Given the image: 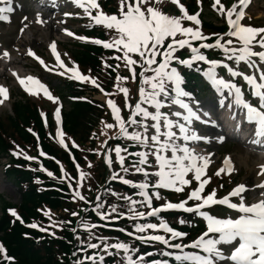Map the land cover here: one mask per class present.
Returning a JSON list of instances; mask_svg holds the SVG:
<instances>
[{
  "label": "snow or ice",
  "instance_id": "1",
  "mask_svg": "<svg viewBox=\"0 0 264 264\" xmlns=\"http://www.w3.org/2000/svg\"><path fill=\"white\" fill-rule=\"evenodd\" d=\"M199 2L200 0H197V3ZM219 2L220 0H215L213 7H216ZM246 2L247 0H240V11L236 10L235 4L227 9L223 5L220 6L219 11L226 17L228 30L225 33L212 34L215 38L212 42H207L209 36L203 34L199 27L201 24L198 19L199 13L189 14L180 0H172V3L178 6L180 15L163 14L149 6L150 0H120L118 15L105 14L97 0H71V3L83 9V14L89 17L90 25H102L106 30H115L118 34L112 40H100L87 36L76 38L82 41L91 40L92 43L102 44L105 49L115 48L118 53L122 52V56L116 55L114 58L124 61L133 80L137 78L136 69L139 68L138 99L134 104L129 102V89L117 85L118 91L124 96V107L130 114L127 119L123 118L121 109L114 100L108 99L107 105L111 109L115 124L105 123L104 127L118 129L110 139L130 141L141 150L129 152L127 147H122L119 143L114 147H108L107 140L101 143L100 148H107L104 161L109 168H112L115 162L120 166L122 173L127 174L132 171L142 174L143 178L135 181L112 171L108 179L119 180L123 185L135 189L134 194L127 195L105 189L106 193L111 191V195L123 203H106L98 193L95 206L91 210L102 221L121 218L132 221L134 231H127L123 227L119 231L126 232L140 244L153 248L157 243L163 245L162 249L155 252L140 253L137 247L128 242L118 240L112 243L103 235L94 236V230L98 225L81 217L78 220V227L87 232L88 240L85 241L81 236L75 235L77 229H72L75 239L80 244L78 251L84 253H87L89 249L94 251L92 255L85 254L74 264H104L106 256H119L122 264H223L225 261L229 264H264V199L247 205L243 194L248 189L244 184L237 185L221 198L216 197L215 189L202 195L210 179H202V177L205 176V170L211 163L209 157L212 154H201L199 144L194 143L193 146H189V142L209 143L213 138L211 134L199 132L196 123L217 126V120L214 118L217 103L220 108L227 106L231 118L236 121L234 127L237 130L241 129L242 124L254 126L252 143H264V68H261L264 64V27L245 26L242 23L243 5ZM0 5H2L0 20L7 21L9 17L6 13L13 11L12 0H0ZM185 21L192 22L194 26H186ZM64 31L69 36L74 35L67 29ZM256 46L261 51H255ZM50 47L58 68L48 69L49 71L55 70L61 76L71 73L69 79L91 82L100 87L94 78L81 74L75 64L68 67L57 53L55 42ZM185 50L189 55L181 58L180 53ZM208 51L219 52L223 58H209L206 54ZM27 54L44 65V61L31 50ZM4 56L7 57L8 53L5 52ZM254 57L258 58V61L253 59ZM241 62L252 70V74H245L239 70ZM181 69H195L214 90L217 100L207 107L197 100L192 92L186 90V79ZM222 73H226L227 77ZM13 75L16 74L13 73ZM237 78H242L248 86L251 97L258 100V104L245 99L244 91L235 82ZM17 79L29 94L35 95L42 91L49 100L58 99L36 77L17 76ZM127 79L129 77L116 76L117 81ZM100 90L104 91L103 88ZM0 97L7 99V90L3 86H0ZM2 102L3 100L0 99V103ZM166 106L170 108L175 106L178 110L170 113L162 111V108ZM59 113L60 108L57 107L55 110L57 124L60 119ZM237 113H239V120H237ZM149 120L152 122L150 125L147 123ZM149 128L152 130L150 136ZM56 137L64 146L63 133L59 127L56 129ZM215 139L223 141L224 137L216 136ZM113 152L115 161L110 155ZM169 152L170 156L167 155ZM13 154L21 155L22 153L14 152ZM39 155L46 154L41 151ZM126 156H134L137 160L125 166ZM150 157L155 158L156 171H148V168L152 166ZM25 159L36 158L25 154ZM89 167H91L90 164ZM76 168L80 179H84L86 174L80 171L78 164ZM41 170L47 171L42 165ZM232 170L229 157H225L223 166L217 170L216 175ZM261 171L264 172V165H261ZM61 173L63 180L67 175L63 167H61ZM47 175L53 177L50 171H47ZM153 177L156 178L155 182L151 179ZM192 180L196 181L197 186L188 192L185 199L172 202L162 197L161 189L181 193L185 186H191ZM69 187L73 186L69 184ZM258 187L264 188V182ZM261 195L264 196V193ZM235 197L239 198V203L231 201L230 198ZM76 198L81 201L86 199L79 191V183L73 191V199ZM161 199L164 200L163 204L153 205L154 200ZM189 201H196V203L189 206ZM216 205L225 206L240 214L236 218H221L206 210ZM124 208L126 211L122 210ZM141 208H146L147 211H140ZM9 211L16 219H21L15 210ZM168 211L191 214L194 218L202 219L205 222V231L188 244L175 242L186 238L188 233L173 227L172 223L161 215ZM44 214L49 216L47 211ZM71 215L78 214L72 212ZM146 218H153L157 222L146 221ZM49 219L51 220L50 216ZM21 223H23L22 220ZM65 223L68 222L51 221L49 227L61 228ZM175 223L198 227L183 216ZM29 227L39 228L40 231L49 230L36 223L30 224ZM51 234L55 235V233ZM93 238L98 243H93ZM221 245L235 246L230 253H225ZM0 254H5L4 259L7 261L14 259L6 255V249L2 245H0ZM153 255H158L160 258L147 259Z\"/></svg>",
  "mask_w": 264,
  "mask_h": 264
},
{
  "label": "rangeland",
  "instance_id": "2",
  "mask_svg": "<svg viewBox=\"0 0 264 264\" xmlns=\"http://www.w3.org/2000/svg\"><path fill=\"white\" fill-rule=\"evenodd\" d=\"M24 1V0H23ZM169 1L170 0H150L149 6L153 7L154 9L162 12L163 14H167L169 15L170 13L167 11L168 7H169ZM67 3L69 5H71V0H67ZM233 4H235L237 6V11H240L241 5H240V1L237 2V0H224L223 3H220L219 5H216V7L218 9H220V6L223 5L225 7V9L231 7ZM111 12H113L112 14H117L119 13L120 10V0H112L111 3ZM200 8H203L202 12H194L195 13H199L198 19L201 21L200 24V28L203 34L211 37L213 36L212 34L217 33L215 28H210V26L205 25L204 26V22L209 23V24H213L215 26L220 25L222 23H227L226 17L223 13H221L220 11L218 12H214L212 11V6L211 7H207V4L202 2ZM173 10V8H172ZM177 11H175V15L178 13V10L176 8ZM262 10H264V0H253V3L248 7L247 11H244V15L242 16V23L245 26H252V27H264V12H262ZM103 11V10H102ZM167 11V12H166ZM104 12V11H103ZM166 12V13H165ZM105 13V12H104ZM22 13H20L17 16V19L15 21V23L11 24V25H7L6 27H0V49L4 48V47H9L11 48L12 52L16 55V58L13 62H10L8 65L6 66H0V86H3L6 90H7V103L3 104L0 103V132L3 136V138L5 139L6 143L9 146V151L11 152V154H13L14 152L17 153H22L21 155H17L19 157H25V154L27 156H31L34 157L36 155L39 156V153L41 152V149L39 148L38 144L35 143H24L17 135L16 133L10 128V126L8 125L7 122V116L11 113V103L15 100V99H19L21 96H24L25 99H27L29 102H31L32 104H34L36 106V108L40 111V113H43V116H45V125H46V132H47V136H48V140L49 143L53 146L58 160H59V164L61 167H63L64 171L66 174L69 173V167L67 165L68 162V156L66 154V145L76 142V139L74 137L71 136H67L65 134H63V138H64V146H62L59 143V139L56 137V129L57 127H59L60 129V120H59V124H57V120H56V115H55V110L57 107L61 108H65L67 109L68 103H66V101H53V100H49L47 97L44 96L43 92H38L35 95L33 94H29V93H25L23 94V90H21L18 86V79L15 78L12 74H11V66L13 65H20L22 67L23 70L32 72V74L38 75L39 77H42L43 80H45L48 84V87L52 90H55L57 92V89L60 85L63 84V81H60V79H56V78H52L49 75H56L57 77L60 78H66L72 82H77L78 80L75 79H69V74H66L64 76H61L57 73V71L53 70V71H47V73H49V75L46 74H42L40 72V70L42 69V65L41 63L35 59L33 56L28 55V51L31 50L32 52L35 53L36 56L39 57V53L45 55L46 51H47V46L46 44L52 39L53 35H58L61 36L63 35L62 31L58 33V31H53L50 28L48 29V27H39L36 26L35 24H30L32 26H28L30 27V29L27 31V29H25V32L27 33V36L25 37V47L23 45H20V43L18 44L19 41V37H18V31L21 28V24L19 22V18L21 16ZM83 14V13H82ZM95 14V12H94ZM106 14V13H105ZM109 14V13H108ZM111 15V14H109ZM50 16L51 13L46 14V22L50 21ZM85 16V15H84ZM234 18V17H233ZM62 20L59 19V22H61ZM80 23L77 24L75 23V25H73V28H77V29H81L84 27L83 24H87V26H90V22H89V17L85 16L84 20L79 21ZM186 26H194L192 25V22L190 21H185L184 22ZM56 24V23H54ZM227 25V24H226ZM98 28L101 29V31L104 33V36L106 38V40H112L114 37H116L118 34L115 32V30H106L102 25L98 26ZM228 30V25H227V29L225 30V32H227ZM48 34V36L46 35ZM227 38V37H225ZM233 40H235V38H232ZM73 42L72 40L69 39H65L64 44H62L61 48L59 47V52L61 57L65 60V61H69V59L67 58V51H70L73 49V47H71V45L69 43ZM208 42V41H207ZM195 43V42H194ZM237 46H239L237 44ZM255 51H261V49L256 46ZM183 53H186L187 55H189V53L187 52V50L183 51ZM116 55H123L122 52H115L114 49H107L105 51V54L102 55L98 61H97V66L95 67V70L92 72L88 67L85 66H79L76 65L78 67V70L81 74L90 76L92 78H94L97 82L99 83H107V89L109 92V94L111 95V97L114 99V101L120 104L124 101V96L123 93H120L118 91L117 85L119 86H123L129 89V91L131 89H133L136 92V85H137V78L135 80L131 79V73L128 72L127 68L125 67V63L124 61L121 60H116L114 57ZM217 55V54H215ZM253 59H256L258 61V58L254 57ZM45 60V64H47L48 66H50V69H57V67L55 66V62L53 60V58H44ZM117 65H119V67H117ZM38 68H36V67ZM69 67L73 66V63L70 62V64L68 65ZM41 67V68H40ZM233 67H235V65H233ZM261 68H264V64L261 65ZM112 70L114 72V74L112 73H108V70ZM44 70V69H42ZM181 70H185V73H187L188 69H181ZM195 70V69H192ZM239 70L244 72L245 74H252V70L249 69L247 67L246 64H244L243 62H241V64L239 65ZM137 71V70H136ZM225 76H227L226 73H222ZM120 75L122 77H129V79L127 80H121V81H117L116 80V76ZM257 75V79H258V73ZM109 76V78H108ZM103 78H106L104 81H102ZM241 82H243V84H245V82L242 80V78H240ZM205 81V80H204ZM206 82V81H205ZM246 85V84H245ZM186 89L190 88L188 85H185ZM246 87H248L246 85ZM197 88H194V90H196ZM244 91H246V88L244 89ZM78 98H89L92 99L94 101H96L98 104L103 105L102 106V113H101V118L100 121L97 122L96 124V136H95V141L92 143L93 144V148H89L88 150L89 152H93V153H87L84 155V165H85V170H83V172L86 174L84 179H80V175L79 172L77 170L75 176H74V184H73V191L76 188L77 183H79V191L81 192L82 195H87L89 197L92 196V188L93 186H95V181L94 179L96 178V180L98 181L101 176L103 174H105L106 176H110L112 171H116L118 174H125L122 173L120 171V166L115 164H113L112 168H109L104 161V153L107 151V148L101 149L100 145L101 143H103L105 140L108 141V147H114L116 144H120L122 142V140H116V139H110V137H112L114 135V133L116 131H118V129L113 128V129H105L104 124L105 123H112L115 124V121L113 120L112 117V113H111V109L108 107L107 105V100L105 97V94L100 90V88H96V89H89L87 85H82L75 93ZM194 95V94H193ZM54 96V95H53ZM56 97V96H54ZM1 99V98H0ZM202 101L200 102H206L211 104L212 100L208 97V96H201ZM198 100V99H197ZM250 100H255L252 97H250ZM258 101V100H256ZM124 109H126L123 106ZM150 111L152 109H149ZM178 110L176 109L175 106L170 107H164L162 108V111L164 112H168L170 113L171 111H175ZM86 118L85 120H81V124L78 126L77 131H76V137L78 139H80L81 141H85V137H86V126L87 123L89 122V118L90 115L87 113L85 114ZM127 116V114L125 115V117ZM149 125L152 123L150 120L147 122ZM129 131H131V129H129ZM104 133V134H102ZM148 134H152V130L151 128H149V133ZM123 142H125L126 144H130V141H126L123 140ZM82 144L86 145L88 143L82 142ZM215 146H210L209 149L214 150ZM134 149H136V151L141 150L138 146L135 145ZM218 152L220 153V158L221 160L223 159V157L225 156L224 154H222L223 152H230L232 154V162L234 161V170H232L231 173L225 171V172H221L220 175H216V172L218 169H220L223 164L221 162V160H217L214 161L213 163L215 164L213 167H207L208 170H210V172H212L213 176H209L207 172H205V176L202 177V179L205 178H210L209 179V183L207 185H205V190L202 193V195H206L209 192H211L213 189L216 190V197L221 198L225 195H227L233 188H235L237 185L239 184H251L254 182L258 181V177L256 175L259 174L258 172V168L256 165L259 164V160H253L251 159V161H249L248 159V155L252 154L249 153L248 149L245 148L242 144H226V145H221L218 148ZM99 153V154H98ZM169 154V156L171 155V153H167ZM248 154V155H247ZM14 155V154H13ZM113 161H115V154L114 152L110 154ZM8 159V157H4L1 160V164L6 162ZM150 164L152 165L150 168H148V171L152 172V171H156V163H155V158L154 157H150ZM137 160V158L134 159V161H131V159L127 156L126 157V162H125V166H129L131 164H133L135 161ZM89 164L91 165V167H89ZM82 171V170H80ZM132 172V171H130ZM133 175V174H132ZM67 176V175H66ZM73 176V175H71ZM221 176V177H219ZM190 177V176H189ZM191 178V177H190ZM228 178V179H227ZM153 180V182H155V177L151 178ZM102 180V179H101ZM231 182V185H230ZM197 185H191L189 188L191 191L192 188L196 187ZM162 197H166L169 201L172 202H179L180 200V195L181 193H176L172 190H165V189H161L160 190ZM245 199L249 198V196L243 194ZM0 198H4L5 200H7L8 202L14 204V205H18L19 203V191L16 190L9 182L6 181V179L3 177L2 174V165H0ZM239 200V198H238ZM196 201H189L190 203H195ZM164 200L161 199L159 201L154 200L153 204L154 205H159V204H163ZM79 205V201L75 200V202L72 203V207H76ZM211 211H215L214 213H212L213 215L218 216L216 210L217 207H212L210 209ZM225 217H232L235 218V214H230L228 213H220ZM189 218H194L193 216H190ZM172 226H178L177 223L175 222H171ZM197 237V236H196ZM196 237L194 235L191 236H187L186 238H184L183 240H178L175 242H180V243H185L188 244L190 241L196 239ZM221 247L223 248V250L225 251V253H228L229 251L232 250V248L234 247V245L231 246H226V245H221ZM163 248V247H162ZM223 264H229V262L225 261L223 262Z\"/></svg>",
  "mask_w": 264,
  "mask_h": 264
},
{
  "label": "trees",
  "instance_id": "3",
  "mask_svg": "<svg viewBox=\"0 0 264 264\" xmlns=\"http://www.w3.org/2000/svg\"><path fill=\"white\" fill-rule=\"evenodd\" d=\"M94 48L85 49L80 52L77 57L82 61L91 60V54ZM88 51V52H86ZM14 116L8 118L9 124L16 130L20 136L25 137L22 126L30 125L32 122L41 130L40 118L36 108L30 106L26 102L17 101L13 104ZM87 105L83 103H74L69 111L65 114V128L69 132H75L79 121L85 116H81V110H86ZM46 149L49 148L46 146ZM6 153V143L0 134V158ZM15 162L14 159L11 160ZM10 167V166H9ZM6 177L20 187L22 182H26L25 188L21 191L20 208L23 223H27L30 219H35L39 216L36 209L46 204L52 208H58L62 201L65 200L66 194L60 188L58 190L48 185L46 190H37L32 184L28 172L16 168H7L5 171ZM2 214L0 216V243L5 247L7 256L13 257L15 264H68L66 257L59 260L57 254H66L69 247L63 241H56V244L43 241L41 243L35 241L39 237L37 230L25 227L23 224L9 219L4 212V207L8 203L2 200ZM69 238L70 236L67 235Z\"/></svg>",
  "mask_w": 264,
  "mask_h": 264
},
{
  "label": "bare ground",
  "instance_id": "4",
  "mask_svg": "<svg viewBox=\"0 0 264 264\" xmlns=\"http://www.w3.org/2000/svg\"><path fill=\"white\" fill-rule=\"evenodd\" d=\"M13 73H15L16 75H18L20 78H25V77H27V76H32V75H30V74H25L20 68L17 69V70H15ZM250 128H251V127H250ZM251 130L253 131V128H251ZM220 132H222V130H220ZM199 150H200L201 154H205V151H204V150H202V149H200V148H199ZM209 158H210V157H209Z\"/></svg>",
  "mask_w": 264,
  "mask_h": 264
}]
</instances>
